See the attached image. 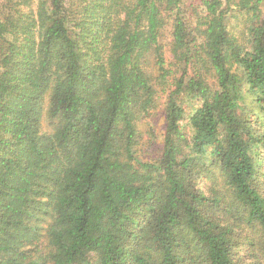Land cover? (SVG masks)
<instances>
[{"label":"trees","instance_id":"16d2710c","mask_svg":"<svg viewBox=\"0 0 264 264\" xmlns=\"http://www.w3.org/2000/svg\"><path fill=\"white\" fill-rule=\"evenodd\" d=\"M261 182L264 0H0V264H237Z\"/></svg>","mask_w":264,"mask_h":264},{"label":"rangeland","instance_id":"374dc122","mask_svg":"<svg viewBox=\"0 0 264 264\" xmlns=\"http://www.w3.org/2000/svg\"><path fill=\"white\" fill-rule=\"evenodd\" d=\"M235 25V22H232ZM242 21H238L237 25L242 27ZM168 36V34H166ZM167 53L169 51V47L167 46ZM163 105V101H161ZM158 120V122H156ZM155 121V120H154ZM157 128H156V137L153 140V146L159 145L162 142V133H163V120L162 116H159L156 119ZM141 130L145 132L144 143L145 147L148 145L149 136L147 134V129L149 127L148 122H144L140 126ZM147 142V143H146ZM262 183V182H261ZM260 191L264 195V183L260 185ZM242 225L240 231L241 234V242L239 247L237 248L236 253V263L237 264H264V233L261 228L255 226L253 224L245 223V221H241ZM251 237L253 239H251ZM251 239V240H250Z\"/></svg>","mask_w":264,"mask_h":264}]
</instances>
